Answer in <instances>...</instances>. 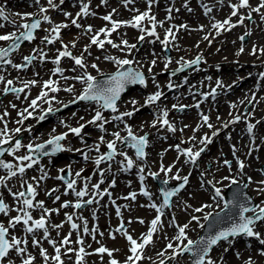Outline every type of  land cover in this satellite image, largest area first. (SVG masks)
I'll return each instance as SVG.
<instances>
[{"label":"rangeland","instance_id":"374dc122","mask_svg":"<svg viewBox=\"0 0 264 264\" xmlns=\"http://www.w3.org/2000/svg\"><path fill=\"white\" fill-rule=\"evenodd\" d=\"M72 1L73 0L65 1L58 8V11L51 14V23H49L43 20L45 13L39 12L40 7L47 8L48 10L52 8L48 5L47 0H39V4L36 3V0H0V6L5 9V15L9 16L8 21L0 19V24L3 25V27H0V35L13 32L18 35L20 31H23V29L17 28L12 21H15L16 24H21L29 22L33 17L42 19L41 29L36 33V38L39 39L40 42L36 43L35 48L43 52L44 56L42 59L49 62L50 65L47 67L48 69L44 77L46 78L48 74L52 75L53 81L55 82L54 86H58L63 91L68 87L73 88L72 92L67 91L69 93L67 99L58 96L57 99H55L58 103L74 100L86 87V84L73 79V77L87 72L96 78L101 73L112 72L120 67L113 60L105 59L106 55L107 57H114L117 60L128 59L133 61L134 63L132 66L134 68L149 74L147 84L145 86L143 85V88L136 87L132 89L118 106L117 112H112L111 116L103 117L105 120L113 119L114 116L120 115L126 111L134 113L135 108H139V113H137L136 116L133 114L131 117L124 116L122 118V121L125 122L135 134L141 135L146 130H150L153 126L144 124V119L149 115L147 114L148 112H144L143 105L149 95L156 91H160V86L163 85V83L171 81L170 78L160 77L163 71L175 68L184 62L201 56V67L193 69L192 71L199 70L202 73L201 70L206 67L212 68L213 71L220 67V70L228 72V74H226V80L231 89L234 85L239 84L240 80L234 75V72L229 71V69H239L240 65L246 64V67L241 69L240 75L244 77L247 73L254 74L253 78L248 80L250 86L256 81L251 88H248L250 91L244 92L242 95H237V98L234 97L233 93L230 94V107L225 111L222 110L218 114L213 115L207 123L202 121L196 124L199 116L195 114H185L183 124L179 123L180 118L176 119L172 116L165 117V119L170 120L173 118L178 122L180 131L176 132V135L179 138V142L178 144L172 142L166 143L165 131L168 130V127L158 126L157 134H154L149 142L150 146L148 150L151 155L150 161L144 160L143 163L142 160L136 157L130 148L122 147L121 141L117 140L116 145L118 147V154L111 163L102 164V166H97L95 163H83L77 155H75L73 159H69L67 158L69 154L67 155V152H64L61 156L65 157L63 158L64 160L61 159L63 160L61 163L52 166V169L56 172H59V169L64 165H67V168L71 169L75 176L77 172H80L81 178L79 179V185L81 189L83 188L82 185L85 184L92 182L93 185L97 184V181H100L99 175H102L100 173H103L104 170L107 171L106 175L103 174L104 178H110L107 189L105 186L100 188L101 191L107 190L106 194L103 196L98 195L97 193H101L100 190L93 194L95 199H100V201L96 206L88 209V215H84V212L74 211L75 215L81 216L79 219L80 223L87 222L89 234H79L80 231L74 232L73 234L71 233V229H69L70 226L66 219L67 212L71 209H66L64 210L65 212H62L61 204L60 208L56 209L58 212H52L51 222L54 225L63 226L60 228H49L48 232L51 235L49 239L56 241V246L60 247L62 246L60 244L62 239L71 233L69 239L72 245H69L68 248L74 249L73 251H66L67 248H61V260H65L63 264H77L78 251H76V249L79 250L81 247V244L76 243L78 237L83 240L85 253H88L84 256L81 264H110V260L113 258L118 261V264L125 263L127 256L131 255L129 251L130 244L124 236V233L111 231V227L116 228V225L119 224L120 218L122 217L123 221L128 225L127 233L138 242H142V235L147 234L151 227V221L155 219L157 215H160V223L157 225V231L153 234L152 243L147 245L143 250L144 258L137 261V264H160L162 260L164 264H189V256L178 255L174 259H169V257L173 255L174 250L179 251L184 244H187V239L177 241L175 237L179 235V227L188 224V228L185 230L186 236L192 241L196 240L203 230L206 221L205 217H208V215L214 211L221 210L225 206L223 194L221 197L217 198L213 196V192L216 188H219L220 191L223 189L224 193V189L228 184L232 183L231 181L233 179L240 182L242 179L245 180L249 176V178H251L249 181V191L258 201L259 206H264V191L258 190L264 188V184L259 183L264 180V175L261 172V167L264 165V77L260 75L264 73V51H262L264 50V19H261L262 15H264V8L260 9L259 12L251 11V9L259 7L264 0H249L250 7H237L236 16L231 15L233 11L231 5L238 6L240 0H202L204 3L202 6L204 8L195 12H191L189 9L192 5L197 3V0H152L151 4H149L148 0H132L131 3H127L126 0H106V3H102L101 0H75L73 3ZM53 2L54 4L57 3L56 0H53ZM82 3L88 4L90 14L88 16H83L81 14V16L77 18V13L81 11ZM67 4H69V6H67ZM73 4L77 5L72 7ZM205 6L212 9L207 14L205 13ZM144 12H148L149 16L155 17L154 22L150 21L147 17L141 22V27L145 29L144 32H141L138 28H133L128 24L122 23L116 31L111 32L108 36L104 34L105 36L101 38L102 33H100L99 39L106 42L103 48L91 44V37L98 33L101 28L111 29L112 27V22L106 21L102 19V17L111 15L112 21H132L134 16ZM25 13H33L34 15L30 19H21V15ZM64 13H71V15L66 17ZM249 15L252 20L247 18ZM241 17L245 18L243 24L238 22ZM228 18H230L231 23L236 26L229 31L220 30L219 34H217V30L212 28V24L215 22H223ZM72 19H77V22L82 27L77 29L71 24ZM153 23H155L156 35L149 36L147 31L152 30ZM58 24H68L69 26L61 29L59 40H54L51 44L44 41L45 36L51 38L54 35L51 32V28ZM89 25L92 27V32H86ZM182 25L186 27H181ZM225 27L227 28V25ZM168 29L172 30L175 39L169 36V42L165 45L162 41ZM249 32L248 41L244 44L240 37ZM61 35H63V38ZM141 35H144L143 41L139 40ZM76 36L80 37V39L77 40ZM205 36H208L209 39L205 40L203 38ZM65 37H67L69 41H66ZM157 37L159 38L157 39ZM109 39L112 40L114 44L119 45V47L114 48L111 44H108L107 40ZM124 40L128 42V45L134 44L136 47L131 49L128 48L122 43ZM73 41H75V47L72 46ZM7 43L8 41H0V46ZM63 45L68 46L67 50L72 53V56L80 57L83 55L84 63L87 65L86 69H82L75 65L71 57H61L59 65L53 62L58 56L59 51L65 50ZM86 47L87 51H85ZM168 47L171 49V56H168L166 51ZM242 47L243 52H240ZM254 47L257 50L255 54H253ZM26 48L27 46H24L21 49L25 50ZM29 49H26V52H20V54H18L19 56L13 57V63H17L24 55L30 54ZM51 59H53V61H51ZM169 59L170 62H168ZM153 60L156 61L154 66L151 63ZM166 63L167 67H165ZM92 64H96L99 70L92 68ZM57 67L62 69L61 73L54 72ZM149 68H151V71H149ZM7 70L8 71L0 69V76L9 74L12 71L11 68H7ZM15 71L17 72V70ZM196 72L197 71H194L192 74ZM31 74H33L31 76H35L34 71L31 72ZM65 77H68V79H65ZM175 78L176 77L172 79ZM176 80H178L176 84L179 86L180 80ZM4 82L5 80L1 83L4 84ZM157 85H159V88H157ZM221 86L225 85L221 84ZM171 97L172 94L169 95V98ZM132 100L138 101L135 108L130 103ZM250 101L253 102V105L248 107ZM165 102L163 97H161L159 101L151 105L152 108L162 114L161 109ZM182 102H185V100L174 99L166 103L165 109H167L168 114L172 112L171 106ZM9 106H12V104H9ZM82 107L87 108L83 109ZM88 107L93 109L89 110ZM97 110H99V107L96 103L91 105L82 104L81 109L78 108L76 111L73 109L69 110L61 119L67 121L68 129L73 128L84 120L86 124L85 131H90L92 130V126H97V124L101 123L100 121H98L97 124L88 123L91 116ZM20 111L23 110L16 108L14 110L15 115L8 117L5 113L11 112L9 107H6L5 110H0V114L4 113L3 118L9 120L11 130L20 128V123L18 122L20 121L18 118V112ZM192 116H194L193 126H190L189 123ZM236 116H240L241 119L237 122H232ZM81 117L83 119H81ZM221 122H226L227 124V127H224L225 130H222L220 135L222 140L221 144H214L216 147L214 149L211 147V149L209 148L207 151L204 150L196 159V163L193 164V167L188 166L192 163L186 162L188 161V157L182 152H178L176 145H179L180 148L184 150L191 149L193 152L198 151L202 147L204 148V146L210 143L204 145L201 144L200 141L207 134H216L221 126L215 125ZM208 124H211L212 127H208ZM248 124L254 125L252 133H249L247 130ZM53 127L46 130L41 138H38L39 132H36L35 135L33 132L30 133L29 137L21 143V145L24 146L22 148V153L17 155L21 156L27 154L32 156L27 145L41 141L44 137L54 133ZM213 128H215V130H213ZM104 129L106 131L101 133V130L97 127V129L93 131L96 135L95 143L92 145H85L90 148H96V145L101 146L99 152H96V157L101 156V153L104 151L105 147H107V142L115 140V137L113 135L109 136V133L113 134L119 132L120 136L123 137L127 132L126 128L120 127L119 124L112 125L111 129H109V127H104ZM196 131L197 133H195ZM192 135H194V138H191ZM101 136H103L104 142L100 141ZM208 138L211 139L210 135ZM156 139H161L162 141L157 144L158 142H156ZM232 146L235 148H232ZM77 149L81 150L76 151L80 157L86 154V152H90L88 150L86 151L87 148L84 147H78ZM210 150H212V152H210ZM68 151L71 154L74 149ZM91 152L94 153V151ZM120 152L126 153L127 156L133 160L134 163L131 169L124 170L126 161H124L123 156L119 155ZM33 159L36 160L34 157ZM238 160L242 161L245 165L243 168L244 173L240 172L241 169L238 166ZM36 161L37 163H35L34 167L26 168L23 174L17 173L16 176H13L16 179L13 182L20 181L22 185L26 180L27 172H32L33 175L36 176L37 181H40L42 176L45 177L42 180L46 181L47 169L50 170L53 160L51 158H46ZM224 161H229L230 166L225 164ZM29 162L30 161H25L22 165H27ZM122 162L124 163L122 164ZM4 163H11L13 165V171L17 170L15 166H19L14 156L6 158ZM162 167L164 169L172 167V171L165 173L161 171ZM87 168H89V170L86 171ZM140 168H143V173L147 174L148 191L151 194V199L142 194L139 179H137L138 174L141 173L139 171ZM224 170L225 172L220 174V171ZM122 171L130 172V176L127 178L123 177ZM151 171H160L162 172L161 174L159 173L161 177L172 181L180 180L173 178L177 174L180 177H187V174L192 172H196V174L188 177L192 184H190L191 186L186 191L180 193L175 198L173 209H168L164 213H157L155 208L150 207V205L153 204L151 200L155 201L156 204L159 205V208L161 202V198L158 195V188L148 175ZM199 171L202 172L203 175L199 174ZM227 171L229 172L225 174ZM4 177L5 180L2 183L5 184L9 179H7L8 175L6 173ZM225 177L228 179H224ZM113 181H115L114 186L112 184ZM50 190L51 188H44L40 193L37 203L39 201H43L44 203L49 196L48 193ZM71 193L74 194V191L71 190ZM107 193L111 195L109 196ZM131 193H136L135 199L131 198ZM72 197H74L72 194L68 195L69 199H72ZM113 202L116 203L120 209L119 215H117L116 208L114 209ZM204 205H209V207H203ZM55 206L56 205L52 206L48 204L44 207L51 210L55 209ZM56 207L58 208L59 205ZM201 207H203L202 212L195 211L196 208ZM37 209L42 210L40 208ZM92 216L98 219L94 220ZM193 216L197 217V220H192ZM140 220H143L144 223H140ZM173 220L175 223H173ZM93 230L95 231L93 232ZM254 230L261 234V238H264V221L262 224H256ZM101 233L103 235H101ZM93 235L95 239H93ZM112 236H115V239H112ZM169 242L173 244V249H167L166 246ZM101 246L107 247L109 250L118 249V251H114L112 257H109L106 253H96L94 250ZM47 248H49L48 251L51 253L50 261L52 262L53 260L51 257L55 255V249L52 245H48ZM225 249H227V251H225ZM262 251H264V245L260 244L259 240L255 237L246 236L222 242L214 248L209 258L215 261V264H247L249 260H251V264H264V255L260 254ZM160 252H164V255H158ZM38 261L44 262L45 260L41 258ZM53 263L56 264L55 261H53Z\"/></svg>","mask_w":264,"mask_h":264},{"label":"snow or ice","instance_id":"6c2138e0","mask_svg":"<svg viewBox=\"0 0 264 264\" xmlns=\"http://www.w3.org/2000/svg\"><path fill=\"white\" fill-rule=\"evenodd\" d=\"M102 3H106V0H101ZM127 3H131L132 0H126ZM149 4H151L152 0H148ZM36 3L39 4V0H36ZM47 3L50 7H57L56 4H54L53 0H47ZM64 0H60V4H63ZM231 7L233 8V11L231 13L232 16H236L237 15V7L239 8H244V7H250L249 5V0H240L239 5H231ZM264 8V2H262L259 7L251 9V11H255V12H259L260 9ZM212 9L208 8L207 6H205V13L207 14L208 12H210ZM48 11L47 8L44 7H40L39 8V12L40 13H46ZM115 11V10H113ZM189 11H191V9H189ZM81 14L83 16H88L89 13V6L88 4H81V11L77 13V18H79L81 16ZM17 15H21V14H17ZM34 14L33 13H25L21 15V19H30ZM64 15L67 17L69 15H71L70 13H64ZM145 17H147L150 21H155V17L154 16H149L148 12H144V13H140L139 15H136L133 17L132 21H112V16L111 15H106L104 17H102V19L106 20V21H111L112 22V27L111 29H106V28H101L99 30L98 33L94 34L91 37V44H95L98 45L100 48L104 47V40L99 39V35L100 33H104L106 36L110 35L111 32L116 31V29L123 23V24H128L133 28H138L140 29L141 32H144L145 29L141 27V22L145 19ZM248 19H251V16L249 15L247 17ZM0 19H3L5 21L9 20V16L5 15V9L0 6ZM244 17H241L239 19V23L243 24L244 22ZM261 19H264V15H262ZM43 20L48 21L49 23H51L50 18L47 15L43 16ZM12 23L20 29H23V31L19 32V35H17L15 32L10 33V34H5V35H0V41H12V44L10 45L9 48H0V61H4V58L6 56H8L10 51H14L15 49H17L19 47V41L21 40H27V41H31L32 39H34L33 36V31L35 29H38L40 27L41 21L40 19H34L31 20V22H25V23H21V24H16L15 21H12ZM71 24L74 25L76 28H81L82 26L77 22V19H72L71 20ZM227 25V28L225 27ZM69 25L68 24H58L54 27L51 28V32L54 34L51 38L49 36H45L44 37V41H46L47 43L51 44L54 42V40H59L60 39V31L62 28H67ZM235 24L231 23L230 18L225 19L223 22H215L212 24V28L217 30V34H219L220 30H225V31H229L231 30V28L235 27ZM0 27H3L2 24H0ZM181 27H186L185 25H182ZM202 30V28H201ZM86 32H92V27L89 25L86 29ZM147 34L149 36H155V23H153L152 25V30L147 31ZM246 35H250L249 33H246ZM171 36L173 39H175V35L172 32L171 29L167 30V34L164 38V40L162 41L163 44L167 45L169 40L168 37ZM159 37H157L158 39ZM205 40H208L209 37L205 36L203 37ZM241 41L244 40V37L241 36L240 37ZM139 40L143 41L144 40V35H141L139 37ZM42 41V42H44ZM62 42V41H61ZM108 44H111L112 47H119V45L114 44L112 42V40H107ZM122 43L124 45H126L128 48H135L136 45H128V42L126 40L122 41ZM72 46L75 47V41L72 42ZM198 46V45H197ZM64 47V51H59L58 56L56 57V59L53 61L55 64L59 65L60 63V58L61 57H71L74 62L75 65L79 66L82 69H86L87 65L84 63V59H83V55L80 57H74L72 56V53L70 51L67 50V45H63ZM85 51H87V47L85 48ZM256 48H253V54L256 53ZM264 51V50H262ZM240 52H243V47L240 49ZM239 54V53H238ZM154 55V53H153ZM35 57L32 56H25L24 60L25 61H31L32 59H34ZM105 59L108 60H113L117 65L123 67L124 65H128L131 64L132 61L128 60V59H122V60H117L114 57H105ZM202 57L198 56L196 57L195 60L189 61V62H185L188 66H191L192 64H198L201 61ZM5 63L8 64H12L11 60H7L4 61ZM170 62V59L169 61ZM152 65L154 66L156 61L153 60ZM15 68H20L22 67V65H12ZM92 68L97 69V65L96 64H92L91 65ZM165 67H167V63L165 65ZM75 70V69H73ZM183 70L182 68H178L175 71H181ZM149 71H151V68H149ZM175 71L172 73L173 75H175ZM55 73H61L62 69H60L59 67H57L54 70ZM261 77H264V73L260 74ZM65 79H68V77H65ZM73 79L80 81L81 83L86 84V87L84 88L83 92L77 96L75 98V100L72 101V103H75L76 101H103V103L101 104V108L103 109H111L112 112H117V106H116V102L117 100H119L121 93L124 91L125 89V85L126 84H144L145 83V78L144 75L139 72V71H134L132 69H129L127 71H117L114 74H111L108 78V81L101 85L98 84L96 82V78L93 77L92 75L88 74L87 72L82 73L79 76L73 77ZM4 81V77L0 76V82ZM13 83L12 80H7L6 82V86L3 89V91L5 93H7L9 90H11L12 92H17V91H23L24 89H16V88H11L9 89L7 87V85H11ZM29 83L35 84L36 81H31ZM55 82L52 80H48L44 83V88H48L50 89V91L52 92H56L59 89L57 87H53V84ZM27 86V84L25 85ZM217 86H221V82L217 81ZM168 87L171 89L173 87V85L171 83H169ZM157 88H159V85H157ZM65 91L68 92H72L73 88L72 87H68L66 89H64ZM215 93V89H213V95ZM48 93L42 91L40 93V96L38 97V99H43L45 97H47ZM163 95V93L161 91H156L155 93L149 95L146 100H145V104L143 106H148L151 104L156 103L157 101L160 100L161 96ZM130 103L134 106L138 103V101L132 100L130 101ZM31 107L35 108L37 106V100H32L31 101ZM67 106V105H65ZM234 106V105H233ZM13 107H15L13 105ZM178 107L177 105H173V108ZM181 108L184 106H180ZM196 107H199V104L196 105ZM52 109L49 108L48 112H51ZM135 111H139V108H135ZM24 112H27V116H24L23 113H20V115L22 116L23 119H28L29 117L32 116V112H28L27 109L24 110ZM5 115H7V113H5ZM133 115V112L130 111H126L121 113L120 115L114 116L113 119L114 120H122V118L124 116H128L131 117ZM168 112L167 110H162V116L163 117H167ZM46 118V114L39 116L38 120L42 121ZM23 119L21 121H18L19 123L23 122ZM81 119H83L81 117ZM157 119H160V117L158 116ZM202 119L205 123L208 122L209 117L206 115L202 116ZM241 119L240 116H236L234 118V121L232 122H237ZM100 121L101 123L97 124V122ZM109 121L105 120V118L102 115V112L100 110H97L95 112V115L93 117L92 120L88 121L89 124H97V127L101 130V131H106L104 129V124L108 123ZM63 123V122H61ZM155 121L153 122V127H155ZM162 123L165 125H168V128L170 131H174L175 129L173 128V126L171 124H169L167 119H163ZM85 127V125L81 124L79 127H74V128H70V132L74 133L76 136H80L82 129ZM208 127H212L211 124H208ZM224 127H227V124L224 125ZM125 128L127 130L128 136L125 138H122L119 134V132L113 133L112 135L115 137V140L113 141H109L107 142V148L110 150L107 154L105 155H101L99 156L97 159H95V164L97 166H99L103 161L108 160L111 161L114 156L117 154V149H116V141L120 140L121 142H124V140L130 138L132 140V144H130V147L135 148L136 150V155L138 158H143L145 156V152H144V148L146 147L148 141L146 136H140L137 137L133 134L131 128L125 124ZM254 128V125L252 124H248L247 126V130L249 133H252V130ZM29 131L31 129H28ZM15 131L17 133H19L21 131L20 128L15 129ZM53 131H55L53 129ZM7 135V125H5V128L3 130H0V136H6ZM68 133H63L60 135H55V136H51L50 139H48L45 144H38L35 146V149H33V145L32 144H28L27 148L29 149V151H34V150H43L45 149L46 145H51L52 146V153H56V152H60V151H65V150H71V149H65L64 146L61 144V141L65 140L67 137ZM215 135V133H214ZM230 138V137H229ZM11 139V137H8V139H3L0 140V144H4V143H8V141ZM100 141L104 142V138L103 136L100 137ZM201 144H208L211 143V139L208 138L207 136L202 139L200 141ZM21 147V143L19 140L16 141L15 143V147L13 149L10 150V152H14L16 150H19ZM96 151H99V145H96ZM176 149L178 152H182L184 155H186L188 157V161L186 162H191L192 164L196 163V159L201 155V153L205 150L204 148H200L198 151L193 152L191 149H181L179 145H176ZM76 151H81L80 149H77ZM89 151H91V149H89ZM42 155H49V153L47 151H42L41 152ZM0 155H3V152H0ZM119 155L124 157V161H126V164L124 165V170H128L131 169L133 167V160L131 158H129L127 156L126 153L124 152H120ZM17 159H19L20 161H30L27 165H22L19 166L17 168L16 171H13V165L11 163H4L3 160H0V168H4L8 170V176L9 177H13L17 175V171L20 174H23L26 170V168H31L33 166V164L37 163L36 160L33 159V157L31 155H23L21 157H18ZM84 159L87 160L89 159V157L85 154ZM124 162H122L123 164ZM225 164H228L230 166V162L229 161H224ZM238 166L241 170H243V168L245 167L244 163L242 161L238 160ZM61 172H63L64 170L61 169ZM140 172H143L144 169L140 168L139 169ZM161 171H164L165 173L167 172H171L172 171V167H169L167 169H164L163 167L161 168ZM102 174V173H101ZM150 175H152L153 177L157 176L158 173H150ZM203 175V173L201 174ZM46 176V174H45ZM76 176H80V172L76 173ZM45 177L42 176L41 179H44ZM58 179H64L63 176L61 177H57ZM174 179H182L183 183L179 186L180 188H182L185 184H187L188 182V177H180L178 174L176 176L173 177ZM33 179L35 180L36 178L33 177ZM141 181H143L144 177L140 176ZM224 179H228L227 177H225ZM251 178H249L250 180ZM5 180V177H0V183H2ZM103 181H101L102 183ZM233 184H235L237 181L235 179H233L231 181ZM27 183V182H24ZM24 183H22L21 187L24 186ZM76 181L72 180L70 182H68L67 184V188L68 189H72L75 193V195L77 197H84L85 195H88V185L85 184L84 188L80 191H76L74 189V185H75ZM165 183H167V181H165ZM260 184H264V180L259 182ZM113 186L115 184V181L112 182ZM6 186V185H5ZM100 187L99 184H95L93 185V188L98 190ZM179 189H174L172 191H163V196H164V206H168V200L171 196L176 194V191H178ZM259 191H264V188H260L258 189ZM11 191V190H10ZM57 191L56 189H53L52 192ZM107 190H105L106 192ZM52 192H49L48 194L51 195ZM13 195L14 198H24L22 200V205L23 207H21L18 211L22 212V215H16L15 217H11L9 219V225L8 227H5V225L3 223H0V262L4 261V259L6 257L9 256L10 250H15V252L20 255L23 254L27 251V249L25 247H20L21 244H27L28 241L27 240H21L18 239L16 236L12 235L9 238H6L9 236V227L11 228H15L17 225L19 224H23L25 226V231L29 234H33V240H32V244L33 246H37L39 247L40 245V241H38L37 239H35L34 237V232L36 230H43V236L45 239H48L49 237V232H48V228L46 227V215H51V213L53 211L58 212V210L56 209H47L44 207V203L43 201H39L37 204H33V199L32 198H27V196H31V197H35L36 194V189L33 187L32 184L28 183L27 184V194L25 191H19V192H15V193H11ZM67 194V193H65ZM100 196H103L105 193H97ZM109 196L111 195L110 193H107ZM131 198L135 199L136 197V193H131ZM143 195L148 197L149 199H151V194L144 190L143 191ZM215 195L217 197H219L221 195V191L219 188L215 189ZM56 200H59L60 197L56 196L55 197ZM127 199V197H126ZM94 202L98 201H94L93 199H89L87 200L85 203L87 204H92ZM114 203V202H113ZM69 206H73L77 209L82 207L81 203H76L75 205H70L69 202H65L64 204L61 205V207H69ZM227 207V205H225ZM34 207L36 208H40L42 209L43 213L39 219H33L31 213L28 211V209H33ZM150 207L155 208L157 213H161V208L157 207L154 203L150 205ZM203 207H209V205H204ZM203 207L201 208H196L195 211L196 212H202L203 211ZM9 211L8 205L3 201L2 198H0V213H3L4 215H7ZM240 211L241 213H246L249 211H252L254 213L253 216H244L241 215L240 217V223L238 224H234L230 229L228 230H224V231H220L219 233H217L215 236L210 237L206 240L202 239L198 242H193L191 239H188L186 236V232L185 230L188 228V224H185L181 227H179V235L175 237V239L177 241H182L187 239V244H184L183 247L179 250L173 251V255L171 257H169V259H174L176 256L178 255H182L184 252H190L192 254V256L194 257L193 260V264H215V261L209 259H205V257L208 256V252L209 250L212 248V246L216 245L219 241L221 240H225L227 241L228 238L231 237H235L239 234H244L248 237H255L257 240H259V243L264 245V238H261V234L258 231H255V225L257 222L260 221H264V206H257V208H253V209H249L248 207H245L243 205L240 206ZM120 214L119 208H117V215ZM67 222H69L71 224V228L73 230L78 228V225L74 222H72L73 217L72 215H67ZM205 219H207V217H205ZM192 220H197V217L193 216ZM31 222V224H30ZM140 223H144L143 220L139 221ZM160 223V215H157L155 219H153L151 221V227L149 229V231L147 232V234L142 235L141 237V241L142 242H138L136 239H134L131 235H129L126 231L124 232V236L126 237L128 243L130 244V248L129 251L131 253V255H128L125 261V264H137V261H140L141 259H143V250L144 248L152 243L153 240V234L157 231V225ZM173 223H175V221L173 220ZM63 225H52L53 228H60ZM123 229V225H121L120 228L117 229V231H121ZM83 231L85 234H89V229L87 227V222L85 221L84 223V227H83ZM95 230H93L94 232ZM101 235H103L101 233ZM71 236V233L68 234V236H65L62 241L60 242L61 245H68L70 243V239L69 237ZM112 239H115V236L111 237ZM93 239H95V236L93 235ZM48 243L50 245H53L54 249H55V255L51 257V259L53 261L56 262V264H63V261L61 260V248L59 246H56V241L52 240V239H48ZM76 243L83 245V240L80 239L79 237L77 238ZM196 244L195 249H193V244ZM90 247V246H89ZM167 249H173V244L171 242H169L167 244ZM66 251H73V249H66ZM96 253H100V254H104L106 253L109 257L113 256V252L114 251H118V249H113V250H109L107 247L101 246L97 249L94 250ZM225 251H227V249H225ZM81 253H84L85 255H87L88 253H85V249L83 247H80L78 253H77V264H81V262L83 261V256L80 255ZM261 255H264V251H262L260 253ZM40 255L44 258L45 261H48L49 257L47 255L46 250L43 247H40ZM158 255L163 256L164 252H160L158 253ZM35 258L31 255H29L27 258L22 260V264H32L33 260ZM8 264H12V261H8ZM110 264H118V261L116 259H111L110 260ZM160 264H164V261L162 260L160 262ZM247 264H251V260H249L247 262Z\"/></svg>","mask_w":264,"mask_h":264},{"label":"water","instance_id":"95a60500","mask_svg":"<svg viewBox=\"0 0 264 264\" xmlns=\"http://www.w3.org/2000/svg\"><path fill=\"white\" fill-rule=\"evenodd\" d=\"M34 32V31H33ZM121 72L126 71L125 68L120 70ZM110 75L102 76L98 81H96L98 84H105L108 81ZM129 84L125 85V89L127 88ZM121 93V95L125 92ZM40 154H36V156H39ZM180 186V185H179ZM176 186V189H179L180 187ZM228 200H227V208L221 212L218 215L212 216V218L209 220L206 231L201 238L206 240L210 237L215 236L220 231L228 230L230 229L234 224L240 223V217L241 215L245 216V213H241L240 206L243 205L245 207H248L249 209L253 208L255 206V202L252 200V197L247 193L246 191V183L243 185H233L229 188L227 192ZM193 249H195L196 245L192 246ZM193 264V263H192Z\"/></svg>","mask_w":264,"mask_h":264},{"label":"bare ground","instance_id":"6f19581e","mask_svg":"<svg viewBox=\"0 0 264 264\" xmlns=\"http://www.w3.org/2000/svg\"><path fill=\"white\" fill-rule=\"evenodd\" d=\"M64 1H66V0H64ZM56 5H57V7H55V8H51V9H49L46 13H45V15H47L49 18H50V15L51 14H53L54 12H56V11H58V8L62 5V4H60V0H56ZM67 3V2H66ZM204 3H203V1L202 0H197V3H195L194 5H192V7H190V9H191V12H195V11H199L201 8L203 9V5ZM205 5H208V4H205ZM67 6H69V4H67ZM71 14V13H70ZM70 16V15H69ZM69 16H67V17H69ZM46 22H48V21H46ZM77 29H80V28H77ZM105 35H104V33H102L101 34V38L102 37H104ZM61 37L63 38V35H61ZM69 38H72V37H69ZM76 39L77 40H79L80 39V37H78V36H76ZM65 40L66 41H69V39H67V37H65ZM106 43V42H105ZM104 43V44H105ZM138 53V52H137ZM133 62V61H132ZM134 63V62H133ZM20 157V156H19ZM18 158V157H17ZM18 161H19V165H22V163H23V161H20L19 159H17Z\"/></svg>","mask_w":264,"mask_h":264},{"label":"flooded vegetation","instance_id":"af4514ba","mask_svg":"<svg viewBox=\"0 0 264 264\" xmlns=\"http://www.w3.org/2000/svg\"><path fill=\"white\" fill-rule=\"evenodd\" d=\"M25 240L28 241V243L26 244V246H27V249L30 250L31 247H33V244H32V240L33 239H31L30 237H27Z\"/></svg>","mask_w":264,"mask_h":264}]
</instances>
